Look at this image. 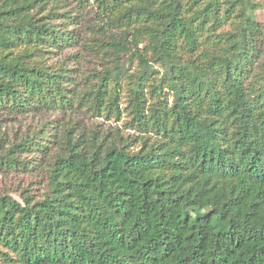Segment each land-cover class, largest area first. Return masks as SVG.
Instances as JSON below:
<instances>
[{"label": "trees", "instance_id": "16d2710c", "mask_svg": "<svg viewBox=\"0 0 264 264\" xmlns=\"http://www.w3.org/2000/svg\"><path fill=\"white\" fill-rule=\"evenodd\" d=\"M261 1L0 0V264H264Z\"/></svg>", "mask_w": 264, "mask_h": 264}, {"label": "rangeland", "instance_id": "374dc122", "mask_svg": "<svg viewBox=\"0 0 264 264\" xmlns=\"http://www.w3.org/2000/svg\"><path fill=\"white\" fill-rule=\"evenodd\" d=\"M262 3L260 8L255 10V15L260 20H264V3ZM56 114L57 112L45 113L42 111L38 113H25L9 116L0 112V138H2V140L0 139V149L2 150V148L8 147L11 141L19 138L22 131L27 127L26 125L36 126V124L41 122L42 119L46 117L53 118ZM77 115L79 117L78 124L82 127L84 124L86 126L87 124H91V121L97 119L94 122V127H97L98 131H102L104 134H108L110 131L114 130L115 124H117L116 122L105 120L101 117H94L89 120L87 114L83 112H80ZM87 131H89V129L86 127L85 134H87ZM123 132L127 133L126 131ZM48 158L49 155L45 156L42 161L38 160V165H34L35 168L32 170L21 168L20 170L0 171V192H5L8 188H16L15 192L11 193L12 196L16 197L21 188L27 187L28 194L35 193L33 196L38 197L40 191L43 190L42 185L44 184V181L42 182V180L46 175V161H49ZM30 181H34L37 184H29Z\"/></svg>", "mask_w": 264, "mask_h": 264}]
</instances>
